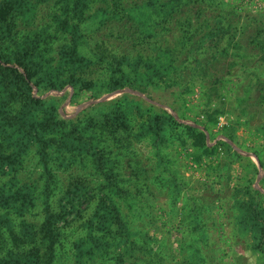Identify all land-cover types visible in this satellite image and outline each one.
Here are the masks:
<instances>
[{
  "label": "rangeland",
  "instance_id": "obj_1",
  "mask_svg": "<svg viewBox=\"0 0 264 264\" xmlns=\"http://www.w3.org/2000/svg\"><path fill=\"white\" fill-rule=\"evenodd\" d=\"M0 63V264H264V0H0Z\"/></svg>",
  "mask_w": 264,
  "mask_h": 264
},
{
  "label": "trees",
  "instance_id": "obj_2",
  "mask_svg": "<svg viewBox=\"0 0 264 264\" xmlns=\"http://www.w3.org/2000/svg\"><path fill=\"white\" fill-rule=\"evenodd\" d=\"M0 75L3 77H9V80H14L16 83H20L23 87H29L30 83H33V74L32 70L30 68H26L23 65L19 64V69H10L6 64L0 63ZM173 120V119H172ZM185 133L188 134V136L193 141V147L202 149V151H208L210 147L205 146V136L204 134L197 128L193 126H184ZM264 182V179L262 180ZM254 194L257 197H261V193L258 191H254ZM248 210V209H247ZM254 210H258V207L252 211V214Z\"/></svg>",
  "mask_w": 264,
  "mask_h": 264
}]
</instances>
